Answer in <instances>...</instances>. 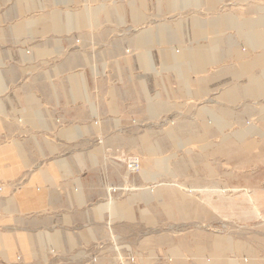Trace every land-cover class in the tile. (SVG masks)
<instances>
[{"label": "rangeland", "instance_id": "obj_1", "mask_svg": "<svg viewBox=\"0 0 264 264\" xmlns=\"http://www.w3.org/2000/svg\"><path fill=\"white\" fill-rule=\"evenodd\" d=\"M179 3L0 0V168L8 144L26 166L0 178V264H264V57L246 40L264 0ZM71 114L91 131L66 142ZM63 159L91 199L61 180L45 188L60 200L18 212Z\"/></svg>", "mask_w": 264, "mask_h": 264}, {"label": "crops", "instance_id": "obj_2", "mask_svg": "<svg viewBox=\"0 0 264 264\" xmlns=\"http://www.w3.org/2000/svg\"><path fill=\"white\" fill-rule=\"evenodd\" d=\"M189 1L193 2L191 4H196V5L198 2V0H182V3L183 2L188 3ZM240 1L243 2L246 0H240ZM178 3H179V0H168V4L170 6H172L173 9L175 7H177ZM29 4H30V2L27 3V5H29ZM179 5H180V3H179ZM182 7H184V6H182ZM258 10H259L258 16L256 18L250 20V22L248 24V34L246 36V40H247V43L249 44V46L253 48L252 51H254V52L257 51V53L259 54L258 55L259 57H264V51H262V50H264V7H259ZM213 21H215V20H212V24H214L216 22L218 23V20L215 21L214 23H213ZM224 21L226 22L227 25L231 26V28H233V29L239 28L238 23L234 20V18H232V16L230 18L224 19ZM29 25H30V23L28 24V26ZM28 30H29V28H28ZM244 39H245V36H244ZM256 48H258V49H256ZM182 53H183L182 54L183 57L188 56V55H186L185 51ZM193 54L194 53H189V56H194ZM143 57H145V56L143 55ZM145 58H147V57H145ZM200 62H199V64H200ZM177 65H178L177 62L175 61L174 62V68H176ZM177 71H178V73H180V77H181L180 70H177ZM262 74L264 75V70H262ZM262 78L264 79V76H262ZM182 80H183V84L187 83L186 81H184L183 77H182ZM42 86H44V87L41 89V91H42L41 96L42 95H46V96L48 95L50 97L49 104H53V105L58 106L59 101L57 100L58 99V97H57L58 96L57 85L50 84V85H42ZM202 89H203V87H201V91H202ZM254 90H256L258 93L259 90L262 91L263 89H261L260 85H255ZM43 98L49 99L48 97H43ZM43 100L44 99H42V97H40L38 99L39 103H37V105L39 106V104H40L41 108L43 106ZM46 103H48V102H46ZM40 111H42V112H40ZM40 111H39V113L37 111H35V114L33 115L34 116L33 120L36 122L37 126H41V132H42L43 128L46 127L47 123H50V125L53 126V122H52L51 118H48V115L43 113V110H40ZM71 117H72L73 122L78 120V121H80V123L79 124H73V125L67 127V129L59 132L58 137H61L63 139L65 138L66 142H73L71 139H74V138H76V139L77 138H84V137H86V133L89 134V132L91 131L88 128V126L86 125L84 115H73V114H71ZM68 139H69V141H68ZM35 144H36V147L38 148L40 154L42 155V150L39 147L38 141H36ZM15 149H17V147L15 145H12V144L11 145L8 144V145L3 146L2 153H4V155L10 154L9 157L11 159V162L9 165H11L12 167H11V169H8V167L7 168H0V178L1 179L11 180L15 176H17L23 168L24 169L26 168L25 164L16 160V158H15L16 150ZM17 152H18V150H17ZM43 154H44V152H43ZM41 166L42 167H39L37 172L34 173L33 179L30 181V182H34V184L40 188V192H39L40 194L34 195L31 192V190H29V189L28 190H25V189L20 190V192H18V194H16L17 196H14V198L12 199L15 202L14 206L15 205L17 206L16 209L18 212H22V210L28 211L25 208H27V209L29 208L32 211H38L39 209L44 208L43 206H41V203L49 201V196L53 197L54 199L60 200L61 194L58 191H54L52 193H55V194L49 195L46 192L45 188L46 187H50V188L55 187L58 185V184H56V182L59 183L61 180L68 181V185L70 186L71 191L69 193L66 192L65 195H67V196L70 195L71 198L73 197L72 200L84 201L83 198L84 199L85 198L91 199L88 196V193H90V190H91V186H90V189L89 188L80 189V190H82L81 191L82 193H79L77 191L78 192V194H77V192H75L76 189L78 190V188L81 187V182H82V181H80V179H78L79 177L76 176V174L73 171V169H75V167H76V169H78L79 165L76 166L75 164L71 163L67 159H63V160L56 161L53 163H47V164L41 165ZM30 182L28 184H32ZM27 193L31 194V196H27ZM62 200H64V198ZM66 200H70V198L67 197ZM252 200H254V199L252 198ZM10 202L11 201L8 200L7 202L4 203V206L8 209L11 208V206H12ZM33 205H35V206H33ZM51 234H54V233H51ZM45 237L49 238L48 239L49 242L56 243V241H57L55 235H52V236L51 235H45ZM18 240L20 241V238L18 239V237H16V242ZM3 242H5V244H7V242H11V240L7 236H4ZM218 244H220V245L218 247H216L217 253H220V251H221V253H223L224 251H228L231 249V244H227V243L223 244V242H222V244L221 243H218ZM4 256L6 257L7 254L4 253ZM228 264H235V263L233 261H231L230 263L228 262Z\"/></svg>", "mask_w": 264, "mask_h": 264}]
</instances>
